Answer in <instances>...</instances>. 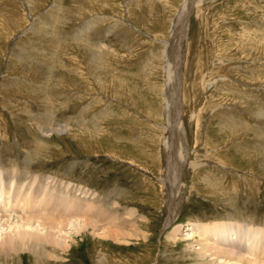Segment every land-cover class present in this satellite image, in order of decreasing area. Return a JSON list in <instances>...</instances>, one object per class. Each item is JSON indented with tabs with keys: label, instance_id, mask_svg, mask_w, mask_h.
Returning <instances> with one entry per match:
<instances>
[{
	"label": "rangeland",
	"instance_id": "obj_1",
	"mask_svg": "<svg viewBox=\"0 0 264 264\" xmlns=\"http://www.w3.org/2000/svg\"><path fill=\"white\" fill-rule=\"evenodd\" d=\"M175 108L187 162L168 179V226ZM12 159L139 212L147 240L83 234L67 264H195L191 222L264 228V0H0V163Z\"/></svg>",
	"mask_w": 264,
	"mask_h": 264
},
{
	"label": "bare ground",
	"instance_id": "obj_2",
	"mask_svg": "<svg viewBox=\"0 0 264 264\" xmlns=\"http://www.w3.org/2000/svg\"><path fill=\"white\" fill-rule=\"evenodd\" d=\"M166 69L168 70V67ZM167 70L166 78L170 84L171 68L169 72ZM168 99L170 100L169 97ZM177 109L175 108L174 112V116L177 115L174 118V131L163 127L162 134L164 147L169 154L166 178L165 181L161 180L170 201L168 226L177 218L179 212V207L172 203V187L168 179L173 174L184 173V164L187 162L182 161V149L184 150L186 144L183 143L185 138L179 134L183 126L181 117L176 114ZM62 125L54 124L52 127L49 124L47 127H41L39 124L41 131L60 135L64 133ZM10 163L13 164V159L0 163L1 260L20 261L23 255H29L34 264H65L75 245V237L83 234L96 238L99 236L100 239L97 240L125 245L133 240L148 239L143 232L142 226L145 224L138 221L139 212L133 207L122 208L114 196L109 194L102 197L91 187L36 173L26 159H20L17 163L14 161L15 165ZM121 209L125 210V213L120 212ZM238 219L233 217L225 222H191L186 237H192L187 247L189 256L196 260L195 264H264V228H256L250 220L241 222ZM102 230L103 235L100 234ZM184 231L182 228L173 231L167 236L168 242H176ZM104 258L105 256L102 259L105 260Z\"/></svg>",
	"mask_w": 264,
	"mask_h": 264
}]
</instances>
